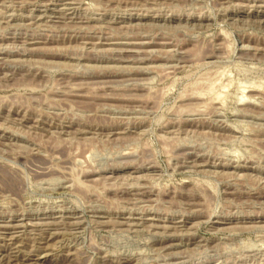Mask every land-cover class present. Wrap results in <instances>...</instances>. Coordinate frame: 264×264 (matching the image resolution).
Masks as SVG:
<instances>
[{
    "label": "rangeland",
    "instance_id": "374dc122",
    "mask_svg": "<svg viewBox=\"0 0 264 264\" xmlns=\"http://www.w3.org/2000/svg\"><path fill=\"white\" fill-rule=\"evenodd\" d=\"M0 264H264V0H0Z\"/></svg>",
    "mask_w": 264,
    "mask_h": 264
}]
</instances>
